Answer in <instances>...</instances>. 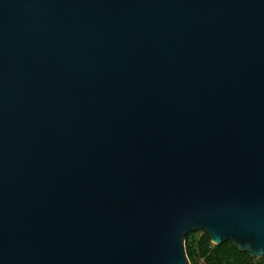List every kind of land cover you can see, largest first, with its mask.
Masks as SVG:
<instances>
[{"label":"water","instance_id":"95a60500","mask_svg":"<svg viewBox=\"0 0 264 264\" xmlns=\"http://www.w3.org/2000/svg\"><path fill=\"white\" fill-rule=\"evenodd\" d=\"M264 256V0H0V264Z\"/></svg>","mask_w":264,"mask_h":264},{"label":"trees","instance_id":"16d2710c","mask_svg":"<svg viewBox=\"0 0 264 264\" xmlns=\"http://www.w3.org/2000/svg\"><path fill=\"white\" fill-rule=\"evenodd\" d=\"M184 248L189 264H264V256L256 258L247 251H239L230 240L213 244L205 229L189 230Z\"/></svg>","mask_w":264,"mask_h":264},{"label":"rangeland","instance_id":"374dc122","mask_svg":"<svg viewBox=\"0 0 264 264\" xmlns=\"http://www.w3.org/2000/svg\"><path fill=\"white\" fill-rule=\"evenodd\" d=\"M198 233H195V235H197Z\"/></svg>","mask_w":264,"mask_h":264}]
</instances>
